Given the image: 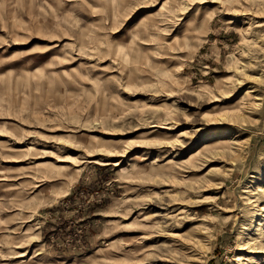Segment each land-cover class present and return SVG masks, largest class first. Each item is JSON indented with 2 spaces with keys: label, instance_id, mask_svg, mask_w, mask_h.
<instances>
[{
  "label": "rangeland",
  "instance_id": "1",
  "mask_svg": "<svg viewBox=\"0 0 264 264\" xmlns=\"http://www.w3.org/2000/svg\"><path fill=\"white\" fill-rule=\"evenodd\" d=\"M0 264H264V0H0Z\"/></svg>",
  "mask_w": 264,
  "mask_h": 264
}]
</instances>
